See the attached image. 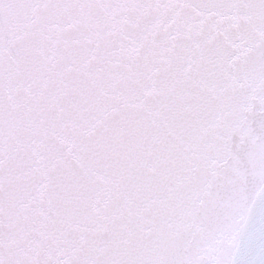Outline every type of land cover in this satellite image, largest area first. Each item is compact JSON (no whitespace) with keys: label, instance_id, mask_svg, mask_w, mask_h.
Wrapping results in <instances>:
<instances>
[{"label":"snow or ice","instance_id":"obj_1","mask_svg":"<svg viewBox=\"0 0 264 264\" xmlns=\"http://www.w3.org/2000/svg\"><path fill=\"white\" fill-rule=\"evenodd\" d=\"M0 264H264V0H0Z\"/></svg>","mask_w":264,"mask_h":264},{"label":"water","instance_id":"obj_2","mask_svg":"<svg viewBox=\"0 0 264 264\" xmlns=\"http://www.w3.org/2000/svg\"><path fill=\"white\" fill-rule=\"evenodd\" d=\"M41 15L36 14L29 24V33L27 37L22 41L14 42L9 49V55L12 60V64L9 71L10 87L12 90L13 106L12 112L14 118L19 119L22 114L23 107L28 98L33 95H39L43 97L51 88V81L46 76L40 74L34 81L33 90L24 88L21 81V76L25 71H35L38 69L41 60L46 55L47 44L46 41H50L53 36L59 33V27L57 25L47 26V37L42 38V33L38 27L41 22ZM80 13L77 10H66L58 17V20L63 22L64 18H74L79 16ZM102 13L94 11L89 13V18L92 20H99ZM22 134V130L17 131V135Z\"/></svg>","mask_w":264,"mask_h":264}]
</instances>
